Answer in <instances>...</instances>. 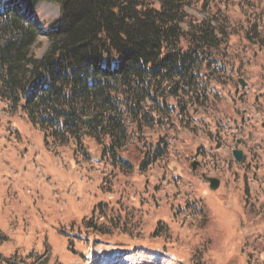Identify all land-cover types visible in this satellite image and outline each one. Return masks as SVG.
<instances>
[{
    "label": "rangeland",
    "instance_id": "rangeland-1",
    "mask_svg": "<svg viewBox=\"0 0 264 264\" xmlns=\"http://www.w3.org/2000/svg\"><path fill=\"white\" fill-rule=\"evenodd\" d=\"M60 13L45 1L27 17L44 33ZM188 13L226 30L223 57L207 100L141 136L143 170L92 140L61 146L0 100V264H264V0H192ZM48 47L42 35L38 59Z\"/></svg>",
    "mask_w": 264,
    "mask_h": 264
},
{
    "label": "trees",
    "instance_id": "trees-1",
    "mask_svg": "<svg viewBox=\"0 0 264 264\" xmlns=\"http://www.w3.org/2000/svg\"><path fill=\"white\" fill-rule=\"evenodd\" d=\"M45 1L61 13L43 33L27 16ZM191 5L0 0V100L61 146L75 142L88 151L92 140L112 162L143 170L148 149L141 136L165 122L167 111L186 114L207 100L211 68L223 57L226 30L211 18L191 21ZM42 35L49 47L38 59Z\"/></svg>",
    "mask_w": 264,
    "mask_h": 264
},
{
    "label": "water",
    "instance_id": "water-1",
    "mask_svg": "<svg viewBox=\"0 0 264 264\" xmlns=\"http://www.w3.org/2000/svg\"><path fill=\"white\" fill-rule=\"evenodd\" d=\"M240 83H241L242 86H245V83H244L243 80H240ZM86 123L89 126L90 123H91V120L87 119ZM233 156L238 162H242L243 158H244V153L242 151H240V150H235L233 152ZM197 167H198V164L194 163L193 164V170L196 171ZM203 178L210 183L211 191L215 192V191H217L220 188V184H221L220 180L214 179V178H208L205 175H203Z\"/></svg>",
    "mask_w": 264,
    "mask_h": 264
},
{
    "label": "bare ground",
    "instance_id": "bare-ground-1",
    "mask_svg": "<svg viewBox=\"0 0 264 264\" xmlns=\"http://www.w3.org/2000/svg\"><path fill=\"white\" fill-rule=\"evenodd\" d=\"M108 261H110V260H108Z\"/></svg>",
    "mask_w": 264,
    "mask_h": 264
}]
</instances>
